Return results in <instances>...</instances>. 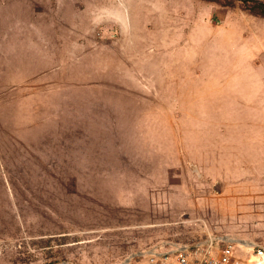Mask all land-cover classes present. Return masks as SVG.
<instances>
[{"label": "rangeland", "instance_id": "obj_1", "mask_svg": "<svg viewBox=\"0 0 264 264\" xmlns=\"http://www.w3.org/2000/svg\"><path fill=\"white\" fill-rule=\"evenodd\" d=\"M0 176V264L264 247V0H0Z\"/></svg>", "mask_w": 264, "mask_h": 264}, {"label": "built area", "instance_id": "obj_2", "mask_svg": "<svg viewBox=\"0 0 264 264\" xmlns=\"http://www.w3.org/2000/svg\"><path fill=\"white\" fill-rule=\"evenodd\" d=\"M121 264H264V247L206 233L189 243H162Z\"/></svg>", "mask_w": 264, "mask_h": 264}, {"label": "crops", "instance_id": "obj_3", "mask_svg": "<svg viewBox=\"0 0 264 264\" xmlns=\"http://www.w3.org/2000/svg\"><path fill=\"white\" fill-rule=\"evenodd\" d=\"M10 189H11L10 183L6 182V178L5 177L0 176V207H1V203L4 205L5 201L8 203L9 200H11L12 192H11ZM11 209H12V207H11ZM12 214H13V217L15 219H17V215H16V213L14 211L12 212ZM2 230L3 229L1 227L0 228V233L2 232Z\"/></svg>", "mask_w": 264, "mask_h": 264}]
</instances>
